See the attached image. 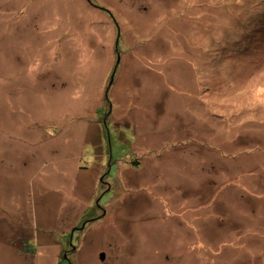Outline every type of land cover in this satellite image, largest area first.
<instances>
[{
	"label": "rangeland",
	"instance_id": "374dc122",
	"mask_svg": "<svg viewBox=\"0 0 264 264\" xmlns=\"http://www.w3.org/2000/svg\"><path fill=\"white\" fill-rule=\"evenodd\" d=\"M168 5L0 0V264H264V0Z\"/></svg>",
	"mask_w": 264,
	"mask_h": 264
},
{
	"label": "crops",
	"instance_id": "0c3cea01",
	"mask_svg": "<svg viewBox=\"0 0 264 264\" xmlns=\"http://www.w3.org/2000/svg\"><path fill=\"white\" fill-rule=\"evenodd\" d=\"M175 2H176V0H166V3L169 4L168 6H170L171 3H175ZM172 70H173V74H175V67ZM163 79H164V77H163ZM173 79H174L175 84H174L173 88L170 87V91L174 90L175 85L177 84V79H175V76L173 77ZM164 89H165L164 93L158 92L159 99L157 100L156 104H158V105L160 104V109L171 104V101L168 98L171 95L167 92V88L166 87ZM149 93H151V92L149 91Z\"/></svg>",
	"mask_w": 264,
	"mask_h": 264
},
{
	"label": "trees",
	"instance_id": "16d2710c",
	"mask_svg": "<svg viewBox=\"0 0 264 264\" xmlns=\"http://www.w3.org/2000/svg\"><path fill=\"white\" fill-rule=\"evenodd\" d=\"M100 9H102V10H105L104 8H100ZM107 11V10H106ZM108 12V11H107ZM113 18H114V16H112ZM119 63V62H118ZM118 76V66H116V68H115V70L113 71V73H112V75H111V84L113 83V81H114V79L116 78ZM111 87V86H110ZM107 90H109V89H107ZM113 105V106H112ZM156 106H158V104H156ZM113 108H114V104H112L111 102H108V105H107V108L106 109H104V112H105V114H106V116H108L111 112H112V110H113ZM122 140H123V138H121ZM125 140H126V142H128V141H132V142H135L134 141V139H132V138H130V139H128V138H125ZM108 146H109V148L111 147V143L109 144V142H108ZM109 159L110 160H112V158H113V151H112V149L111 150H109ZM106 195V194H105ZM92 221V220H91ZM73 233H75V232H73ZM76 234V233H75Z\"/></svg>",
	"mask_w": 264,
	"mask_h": 264
}]
</instances>
